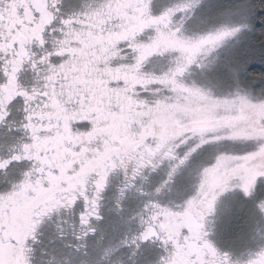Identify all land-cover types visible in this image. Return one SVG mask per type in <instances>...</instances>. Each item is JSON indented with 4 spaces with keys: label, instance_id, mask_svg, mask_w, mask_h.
<instances>
[{
    "label": "snow or ice",
    "instance_id": "6c2138e0",
    "mask_svg": "<svg viewBox=\"0 0 264 264\" xmlns=\"http://www.w3.org/2000/svg\"><path fill=\"white\" fill-rule=\"evenodd\" d=\"M0 132V264H264V0H0Z\"/></svg>",
    "mask_w": 264,
    "mask_h": 264
},
{
    "label": "trees",
    "instance_id": "16d2710c",
    "mask_svg": "<svg viewBox=\"0 0 264 264\" xmlns=\"http://www.w3.org/2000/svg\"><path fill=\"white\" fill-rule=\"evenodd\" d=\"M253 43L255 44L256 47H259L261 44V41L257 38L253 40ZM254 70H261V65H253Z\"/></svg>",
    "mask_w": 264,
    "mask_h": 264
},
{
    "label": "clouds",
    "instance_id": "9594fccd",
    "mask_svg": "<svg viewBox=\"0 0 264 264\" xmlns=\"http://www.w3.org/2000/svg\"><path fill=\"white\" fill-rule=\"evenodd\" d=\"M4 135H6V133L0 132V138H2ZM114 264H122V262L121 261H116V262H114Z\"/></svg>",
    "mask_w": 264,
    "mask_h": 264
},
{
    "label": "rangeland",
    "instance_id": "374dc122",
    "mask_svg": "<svg viewBox=\"0 0 264 264\" xmlns=\"http://www.w3.org/2000/svg\"><path fill=\"white\" fill-rule=\"evenodd\" d=\"M111 238H112L111 236L107 237V239H111Z\"/></svg>",
    "mask_w": 264,
    "mask_h": 264
}]
</instances>
